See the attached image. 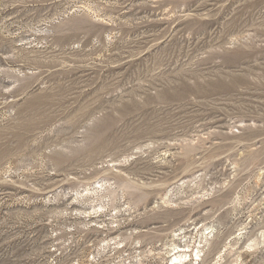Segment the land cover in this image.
Masks as SVG:
<instances>
[{
	"label": "rangeland",
	"instance_id": "374dc122",
	"mask_svg": "<svg viewBox=\"0 0 264 264\" xmlns=\"http://www.w3.org/2000/svg\"><path fill=\"white\" fill-rule=\"evenodd\" d=\"M263 233L264 0H0V264H264Z\"/></svg>",
	"mask_w": 264,
	"mask_h": 264
},
{
	"label": "bare ground",
	"instance_id": "6f19581e",
	"mask_svg": "<svg viewBox=\"0 0 264 264\" xmlns=\"http://www.w3.org/2000/svg\"><path fill=\"white\" fill-rule=\"evenodd\" d=\"M121 183H122V181H121ZM99 184H100L99 187H95V188H92V189L91 188H86L85 191L86 192L94 191L96 193H100L102 191H105L106 192V196H110V195H112L114 193V190L111 189V185L104 184L103 182H99ZM128 186L131 187L132 185H128ZM118 187H121V186L118 185ZM169 202H171V198H169L168 195H163L162 196V203L167 204ZM103 207H105L104 204L100 205V208H103ZM208 229H209V227H204V229H203V234H204V237L206 238V241H208L209 238H210V237L208 238V235L212 233V231H210L209 233L205 234L206 232L204 230L207 231ZM262 236L264 238V233L262 234ZM170 246H172V248L168 249L167 253L177 250L176 253L173 256L172 264H183V263H185L186 260H188V257H193V253H189L188 250L179 249L181 245H179L175 241V239L172 240V243L170 244ZM184 246H186V247L188 246L189 247L188 243H186ZM203 247L196 246V247H194L192 249V251L194 252V255L196 256L197 259L200 257V254L203 251Z\"/></svg>",
	"mask_w": 264,
	"mask_h": 264
}]
</instances>
